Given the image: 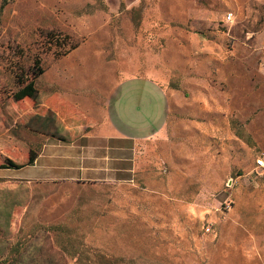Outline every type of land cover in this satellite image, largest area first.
<instances>
[{"label": "rangeland", "instance_id": "1", "mask_svg": "<svg viewBox=\"0 0 264 264\" xmlns=\"http://www.w3.org/2000/svg\"><path fill=\"white\" fill-rule=\"evenodd\" d=\"M121 82L131 175L8 178ZM259 156L264 0H0V264H264Z\"/></svg>", "mask_w": 264, "mask_h": 264}, {"label": "crops", "instance_id": "2", "mask_svg": "<svg viewBox=\"0 0 264 264\" xmlns=\"http://www.w3.org/2000/svg\"><path fill=\"white\" fill-rule=\"evenodd\" d=\"M147 81L154 86V88L152 87L155 92L154 95L159 96L161 101L164 102L162 111L164 110V113H166V101H163L165 96L162 89L154 81L150 79ZM122 84L123 82L119 84V91L113 100L115 115L118 122L122 123L121 125H116L114 122L112 126L110 124L108 127L104 122L97 129H93L92 126L95 123H92L90 117H87L88 121L77 123L80 131L76 134L74 132L70 138L49 137L30 163L8 167L9 171L19 170V173L10 172L8 178L25 181L40 179L95 181L126 178L127 174L131 175L134 168L133 158H131L133 153L131 151L140 137L138 134L125 132L124 126H128L127 124L131 122L124 117L129 108L125 109L124 112L120 102L124 95ZM132 108L137 111L141 110L145 114H149L150 111L147 105H142L136 101H133ZM157 111H160V109H157ZM136 123L139 124L138 121ZM137 129L139 132L142 131L140 128ZM152 132L148 131L149 134ZM128 162L130 163L129 166H127ZM31 168V171L26 172Z\"/></svg>", "mask_w": 264, "mask_h": 264}, {"label": "built area", "instance_id": "3", "mask_svg": "<svg viewBox=\"0 0 264 264\" xmlns=\"http://www.w3.org/2000/svg\"><path fill=\"white\" fill-rule=\"evenodd\" d=\"M233 20V15L229 14L226 18L227 22H231ZM254 169L258 174L264 177V156H259L255 160V166Z\"/></svg>", "mask_w": 264, "mask_h": 264}, {"label": "trees", "instance_id": "4", "mask_svg": "<svg viewBox=\"0 0 264 264\" xmlns=\"http://www.w3.org/2000/svg\"><path fill=\"white\" fill-rule=\"evenodd\" d=\"M5 2L6 1L3 2V5L5 4ZM39 62H40L39 59H37V61H36L37 67L36 68L38 69V71L34 72V77L31 80L37 79L40 76V74L43 72V69L41 67H39V64H38ZM28 79L29 78L26 77L25 79L22 80L21 87L24 86L26 83L31 82V80H28ZM12 167H17V166H12Z\"/></svg>", "mask_w": 264, "mask_h": 264}]
</instances>
